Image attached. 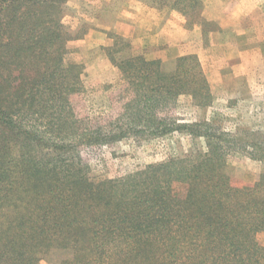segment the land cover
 I'll return each mask as SVG.
<instances>
[{"label": "trees", "instance_id": "1", "mask_svg": "<svg viewBox=\"0 0 264 264\" xmlns=\"http://www.w3.org/2000/svg\"><path fill=\"white\" fill-rule=\"evenodd\" d=\"M64 1L0 0V264L49 255L55 264H264L254 240L264 228L259 185L231 184L221 138L211 142L208 124L196 132L164 115L180 95L198 105L211 100L205 80L187 66L192 57L167 72L142 56L116 61L112 47L110 62L130 99L117 121L95 127L70 102L82 81L79 65L63 60L71 38L61 23ZM148 1L186 14L184 7L197 5ZM183 129L209 141L197 161L173 159L94 182L79 155L84 146Z\"/></svg>", "mask_w": 264, "mask_h": 264}, {"label": "rangeland", "instance_id": "2", "mask_svg": "<svg viewBox=\"0 0 264 264\" xmlns=\"http://www.w3.org/2000/svg\"><path fill=\"white\" fill-rule=\"evenodd\" d=\"M196 1L193 10L184 7L186 14L148 0H65L61 23L71 38L63 60L79 65L82 81L81 91L70 98L72 108L95 127L120 117L130 92L110 62L112 47L118 51H109L116 61L142 56L159 60L167 72L178 58L190 56L187 66L205 80L211 100L198 105L189 95H180L164 115L176 124L196 125V132L204 133L201 125L208 124L206 133L215 134L211 142L221 138L231 184L241 189L259 185L258 192L264 193V0ZM124 25L131 27V38L122 36ZM208 144L206 137L183 129L84 146L79 155L92 181H112L173 159L197 161L208 152ZM254 240L264 247V228ZM55 261L49 255L35 264Z\"/></svg>", "mask_w": 264, "mask_h": 264}, {"label": "crops", "instance_id": "3", "mask_svg": "<svg viewBox=\"0 0 264 264\" xmlns=\"http://www.w3.org/2000/svg\"><path fill=\"white\" fill-rule=\"evenodd\" d=\"M146 21V20H145ZM147 22V21H146ZM125 26V25H124ZM117 24L115 26V28H117ZM121 29H123V32H121L122 36L126 37V38H131L132 37V32H131V27L130 26H125L122 27ZM145 34V33H144ZM147 34V33H146ZM145 34V36H146Z\"/></svg>", "mask_w": 264, "mask_h": 264}]
</instances>
